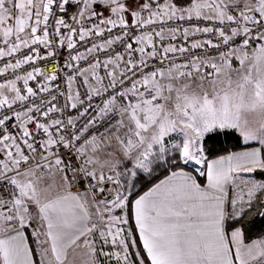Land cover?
<instances>
[{
	"label": "snow or ice",
	"instance_id": "obj_1",
	"mask_svg": "<svg viewBox=\"0 0 264 264\" xmlns=\"http://www.w3.org/2000/svg\"><path fill=\"white\" fill-rule=\"evenodd\" d=\"M0 264H264V0H0Z\"/></svg>",
	"mask_w": 264,
	"mask_h": 264
},
{
	"label": "trees",
	"instance_id": "obj_2",
	"mask_svg": "<svg viewBox=\"0 0 264 264\" xmlns=\"http://www.w3.org/2000/svg\"><path fill=\"white\" fill-rule=\"evenodd\" d=\"M253 238H255V237H253Z\"/></svg>",
	"mask_w": 264,
	"mask_h": 264
}]
</instances>
